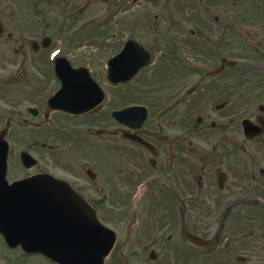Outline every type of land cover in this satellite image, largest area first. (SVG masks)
Here are the masks:
<instances>
[{
	"label": "flooded vegetation",
	"instance_id": "af4514ba",
	"mask_svg": "<svg viewBox=\"0 0 264 264\" xmlns=\"http://www.w3.org/2000/svg\"><path fill=\"white\" fill-rule=\"evenodd\" d=\"M13 1H20L22 32L8 21L11 2L3 8L0 0V52L13 44L10 52L22 58L20 75L9 79L27 81V104L15 112L27 114L22 128L55 137L40 146L53 152L61 174L30 154L37 163L29 167L9 159V179L48 173L67 182L117 234L106 264H264V10L253 16L264 0H245L243 12L238 0H55L71 26L87 31L119 17L113 36L101 31V52L84 55L65 52L66 21H33L28 9L36 16L44 0ZM99 6L107 8L92 15ZM144 25L151 31L143 33ZM43 50L47 70L35 84L27 75L44 68ZM94 81L104 95L96 110L49 107L63 83L81 104L93 97ZM93 136L102 154L89 158ZM67 137L84 141V153L71 146L65 155Z\"/></svg>",
	"mask_w": 264,
	"mask_h": 264
},
{
	"label": "water",
	"instance_id": "95a60500",
	"mask_svg": "<svg viewBox=\"0 0 264 264\" xmlns=\"http://www.w3.org/2000/svg\"><path fill=\"white\" fill-rule=\"evenodd\" d=\"M70 109L69 105H60ZM8 145L0 133V233L10 247L60 264H103L115 236L81 199L55 179L5 180ZM24 161L28 155L22 154ZM29 158V157H28Z\"/></svg>",
	"mask_w": 264,
	"mask_h": 264
},
{
	"label": "rangeland",
	"instance_id": "374dc122",
	"mask_svg": "<svg viewBox=\"0 0 264 264\" xmlns=\"http://www.w3.org/2000/svg\"><path fill=\"white\" fill-rule=\"evenodd\" d=\"M3 1L4 3L1 6L3 8L11 7L9 4V1L11 2L12 7L7 11L8 21L13 25V27L17 28V29L15 28L16 33L19 32L20 34V32H22V28H20V26H23L24 24V22L22 21V18L24 15L22 13V8L20 7V1H17V2L13 0H9V1L3 0ZM244 4H245V0H238L236 3L238 10L242 12L245 11V9H243ZM28 5H32V0ZM141 5H142L141 10H142L146 6V3H141ZM105 8H107V6H99V8L96 11H93L92 15H94L95 12L97 13L102 12L101 10H104ZM35 10H36L35 13H37L36 16H34V9L32 8L28 9L29 12H33V21L38 20L39 22H42V21L50 22L49 24L51 27L55 25L56 22L66 21L64 28L62 29V32L64 33V35H62L63 33L61 32L62 36L69 38L65 44V52L78 54V55H84L88 53H91V54L98 53V51H100V48H98V45H100L99 42L103 41V39H99L103 37L101 34V31H104L106 35L108 34L109 36H111V34L115 31V23L119 22L118 16H116L115 18L112 16L109 22L106 25H104L102 29H99L97 27V25L99 24L96 23L97 25L96 27L94 25V28H95L94 30L87 31V29L84 28L83 24H77L76 26H71L72 23L70 22L72 21L73 18L69 16L67 13H65L64 9L61 10L56 5L55 0H44L43 4L38 2L37 9ZM263 10H264V7H261L260 9L255 10L253 12L254 19H259L262 14L261 11ZM29 12L26 15H28ZM155 13H158V11H156ZM153 15L154 13H150L151 17ZM161 17L166 19L165 16H161ZM161 17L159 18V20L161 19ZM150 20H153V18H151ZM173 20L183 21L184 19L180 13H174ZM25 22L29 23L28 20H26ZM109 27L111 28V32L108 33L107 30L109 29ZM75 30H77V33H75ZM79 30H83V31L79 33ZM43 31L44 30H41V32ZM142 31L143 33H145L151 30L148 29L144 25L142 27ZM50 32H52V29L50 30ZM42 35L44 36L45 32ZM80 36H81V40H79ZM74 40H76V42H74ZM8 47H9V50L11 51V49L16 46L13 44H10L8 45ZM10 51L0 52V130L4 127L5 116L11 115L14 118V122L11 123L10 125L11 131L8 137L9 159L10 161H12V164L20 163L18 160V158L20 157V153L22 151H26L29 154H31L33 157L40 159L41 165L45 167V169H47L48 171H53L55 173L61 174V172L55 170V168L57 167L55 163L51 160V154L53 152L49 151V149L41 147L42 145H45V144L52 145L55 137L48 136L49 139H44L45 135L38 136L39 132H34L31 130V128L29 129L22 128L21 118L26 117L27 114L24 113L23 115V112L21 110H20L21 113L15 112V110H19L18 108H14L15 106H18L19 108H21L27 104L26 100L23 99V93L26 91L24 83L27 84V81L25 80V82L23 83L22 78H19V80L9 79V78H12L10 77L12 75L13 76L20 75L21 72L18 69L20 66L19 62L22 63L21 56H18V55L14 56L13 53ZM44 51L46 50H43L41 52V58L44 63V68L37 70L35 72L36 74L31 75L29 73V75H27L29 77V81H34L35 84H37V82L40 81L44 77L45 72L47 70L46 62L44 59L45 58ZM8 56H10L12 60L14 61L13 65L7 64L5 58ZM9 72H11V75L9 74ZM56 124L59 125L58 123ZM65 141H66V146L62 150L65 155L71 154L72 152L71 146H73L74 148L79 147V149L83 150V153H84L85 148H81V144H80V143H85L84 141L76 142L77 141L76 139H70V137L65 138ZM40 142L44 144H41L40 146ZM100 142H101L100 138H96L95 136L91 138V144L89 147L91 151L89 154L91 155V152H92V155L89 158H92L93 155H97V153L100 155L102 154V147H100L101 146ZM57 143H59V141L56 140L55 144ZM89 143H90V140H89ZM83 153H81L82 156H84ZM14 160H18V161H14ZM36 168L38 169L39 167H35L33 171H35ZM100 211L101 213H104V208L100 209ZM122 212L125 213V210H122ZM103 219L108 220L106 217H104ZM111 222H112L111 223L112 227L116 229L117 221H111ZM125 236L126 234L124 232L123 236L121 237L120 243L124 241L123 239ZM247 239L249 238L246 236L243 238V243L241 246H239L237 250L238 255H242L241 250L244 248V246H247L246 245L248 244V242L246 241ZM0 264H51V263L46 262L40 256H36V255L35 256H25V254L19 248L17 250L8 249L5 246L3 239L0 236Z\"/></svg>",
	"mask_w": 264,
	"mask_h": 264
}]
</instances>
